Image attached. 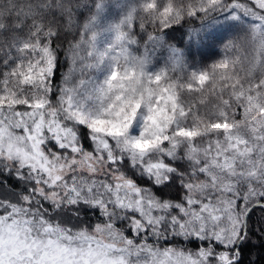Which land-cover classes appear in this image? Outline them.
Segmentation results:
<instances>
[{
    "label": "snow or ice",
    "instance_id": "snow-or-ice-1",
    "mask_svg": "<svg viewBox=\"0 0 264 264\" xmlns=\"http://www.w3.org/2000/svg\"><path fill=\"white\" fill-rule=\"evenodd\" d=\"M53 6L59 20L46 21ZM232 7L264 24V0L162 9L147 0L142 10L167 28L185 14ZM25 14L33 25L23 59L0 72V264H245L252 237L264 242V28L250 36L244 77L228 55L238 44L187 83L146 74L121 49L92 114L74 109L70 95L49 98L59 50L80 57L69 39L73 0H36ZM123 39L118 28L116 43ZM94 40L81 37L89 56ZM185 92L198 102L185 103Z\"/></svg>",
    "mask_w": 264,
    "mask_h": 264
},
{
    "label": "trees",
    "instance_id": "trees-1",
    "mask_svg": "<svg viewBox=\"0 0 264 264\" xmlns=\"http://www.w3.org/2000/svg\"><path fill=\"white\" fill-rule=\"evenodd\" d=\"M102 0H73L74 27L70 42L74 44L88 19L95 13V9ZM135 13L132 17L129 35L135 47L146 56L153 74L166 73L167 76L180 83H187L193 73H201L209 69L214 63L225 56L226 46L237 45L252 34L253 20H249L247 13L240 9L228 8L210 10L207 13L183 15L181 20L171 27L160 28L154 22L148 21L142 10L147 0H134ZM238 0H228L229 4ZM36 4V0H0V10L4 11L5 27L0 29V72L17 66L23 57L18 49L23 42L31 39L33 20L25 14V9ZM167 0H157V7L163 8ZM226 16V17H225ZM250 16V15H249ZM46 21L59 20L60 13L53 6L44 10ZM253 17V16H252ZM206 22L211 24H206ZM143 23V27L141 24ZM201 29V30H199ZM68 46L59 50V66L52 77L50 100L55 101L59 94L63 71L68 63L70 51ZM241 50L229 53L233 59L247 55ZM207 87V83L205 85ZM197 93L182 94L185 103H197ZM213 97L209 95V102ZM23 110V106H19ZM2 178V177H0ZM259 213L257 212V216ZM253 231L257 227L253 217ZM151 242V241H150ZM255 246L247 254L245 264H264V242L260 234L252 237ZM170 246V245H162ZM191 247V245H190Z\"/></svg>",
    "mask_w": 264,
    "mask_h": 264
},
{
    "label": "rangeland",
    "instance_id": "rangeland-1",
    "mask_svg": "<svg viewBox=\"0 0 264 264\" xmlns=\"http://www.w3.org/2000/svg\"><path fill=\"white\" fill-rule=\"evenodd\" d=\"M134 3V0H102L99 2L95 13L86 21L87 23L84 25L80 37L73 44L79 46L80 57L74 59L71 52L69 53L68 63L63 71V79L59 87V94L53 103H59L62 97L70 95L74 109L92 114L101 111L105 103L101 89L116 64L113 57L117 56L121 49L127 50L130 60L140 62L143 72L155 76L152 68L149 67L146 56L143 54L144 51L142 53L138 50V47H135L136 45H134L129 35L130 25L128 17L131 15L132 18L135 13ZM232 4L235 5V2H232ZM232 9H235V7L230 8V10ZM228 11V9H225V13ZM246 16L249 17V20L254 21L252 23L253 30L257 26L264 28V24L257 18ZM206 24L211 23L206 22ZM118 28L119 31L125 33V39L119 44L116 43ZM93 34H95V40L92 41V44H94L95 52L89 56L88 53L92 49L88 44L81 41V37H83L84 41H88ZM101 52L106 53L102 60L98 55ZM142 125L143 117L138 113L136 121L130 129L131 134L138 135ZM103 126L101 125V127ZM108 131L118 132L119 129L112 126ZM138 147L144 150L148 147V144L141 143Z\"/></svg>",
    "mask_w": 264,
    "mask_h": 264
},
{
    "label": "clouds",
    "instance_id": "clouds-1",
    "mask_svg": "<svg viewBox=\"0 0 264 264\" xmlns=\"http://www.w3.org/2000/svg\"><path fill=\"white\" fill-rule=\"evenodd\" d=\"M152 2L157 4V0H152ZM189 0H167V4H172L174 7H184ZM192 3H195L196 0H191ZM239 49L245 53H248L245 56L239 57V61L236 64V70L240 73L241 77H244L248 71L251 70V61L254 55L253 45L251 43L250 37L243 39L239 42ZM254 76L259 77L261 73L255 71L252 73ZM134 83V82H133ZM119 89H117L118 91Z\"/></svg>",
    "mask_w": 264,
    "mask_h": 264
}]
</instances>
